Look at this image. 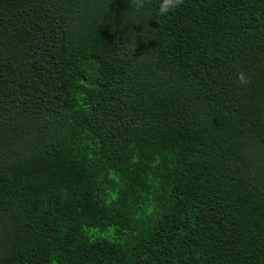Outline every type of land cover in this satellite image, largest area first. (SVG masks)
Returning <instances> with one entry per match:
<instances>
[{
    "label": "trees",
    "instance_id": "1",
    "mask_svg": "<svg viewBox=\"0 0 264 264\" xmlns=\"http://www.w3.org/2000/svg\"><path fill=\"white\" fill-rule=\"evenodd\" d=\"M158 3L0 0V264H264V0Z\"/></svg>",
    "mask_w": 264,
    "mask_h": 264
},
{
    "label": "clouds",
    "instance_id": "2",
    "mask_svg": "<svg viewBox=\"0 0 264 264\" xmlns=\"http://www.w3.org/2000/svg\"><path fill=\"white\" fill-rule=\"evenodd\" d=\"M150 0H129V7L135 9L137 12L142 11ZM184 3V0H159L157 12L160 16H166L170 12L176 10ZM237 82L244 86L250 83V77L243 71L237 73Z\"/></svg>",
    "mask_w": 264,
    "mask_h": 264
}]
</instances>
